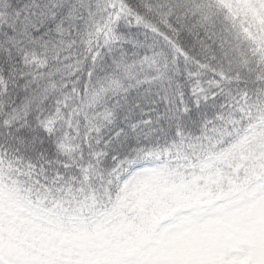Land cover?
I'll return each mask as SVG.
<instances>
[{
    "label": "snow or ice",
    "instance_id": "1",
    "mask_svg": "<svg viewBox=\"0 0 264 264\" xmlns=\"http://www.w3.org/2000/svg\"><path fill=\"white\" fill-rule=\"evenodd\" d=\"M0 264H264V0H0Z\"/></svg>",
    "mask_w": 264,
    "mask_h": 264
}]
</instances>
